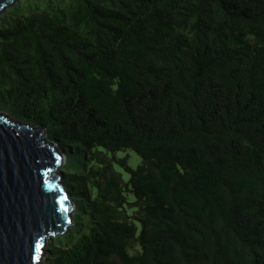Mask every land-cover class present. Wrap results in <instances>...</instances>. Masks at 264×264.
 Returning <instances> with one entry per match:
<instances>
[{
  "label": "trees",
  "instance_id": "trees-1",
  "mask_svg": "<svg viewBox=\"0 0 264 264\" xmlns=\"http://www.w3.org/2000/svg\"><path fill=\"white\" fill-rule=\"evenodd\" d=\"M42 3L0 14V116L75 204L41 263L264 264V0Z\"/></svg>",
  "mask_w": 264,
  "mask_h": 264
},
{
  "label": "water",
  "instance_id": "water-1",
  "mask_svg": "<svg viewBox=\"0 0 264 264\" xmlns=\"http://www.w3.org/2000/svg\"><path fill=\"white\" fill-rule=\"evenodd\" d=\"M43 134L0 116V264H40L46 237L70 224L74 203L55 173L64 156Z\"/></svg>",
  "mask_w": 264,
  "mask_h": 264
},
{
  "label": "rangeland",
  "instance_id": "rangeland-1",
  "mask_svg": "<svg viewBox=\"0 0 264 264\" xmlns=\"http://www.w3.org/2000/svg\"><path fill=\"white\" fill-rule=\"evenodd\" d=\"M17 1H19V0H17ZM21 2H23V3L30 2L34 6L38 5L40 7L43 5L42 0H21ZM5 9L6 8H4V10H2L0 12V14L3 13L5 11ZM44 136H45V134L42 135V137H44ZM127 152L129 153V164L132 167H135L140 162V160H141L140 157L136 153H134L133 151H131V150H127ZM123 154L124 153H119L118 155L122 156ZM63 163H64V161L61 163L60 167L55 170V173L58 172L61 169V167L63 166ZM121 172H122L123 178L125 180H127L129 175L127 173L123 172V171H121ZM74 208H75V204H74ZM73 213H74V209L72 210L71 215H73ZM76 228H77V225H73L72 226V229H73L74 232L76 231ZM49 238H50V236L49 237H46L45 242H44V245L41 248L42 253H40V260H39L40 261V264H42L41 262L43 260V257L45 256V244L47 243V241H49ZM69 238H70L69 235L68 234H65L63 241H66Z\"/></svg>",
  "mask_w": 264,
  "mask_h": 264
}]
</instances>
